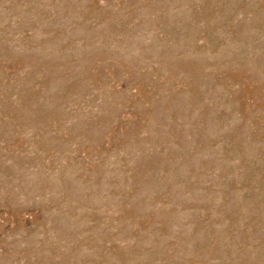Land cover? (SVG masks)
<instances>
[{
	"label": "rangeland",
	"instance_id": "obj_1",
	"mask_svg": "<svg viewBox=\"0 0 264 264\" xmlns=\"http://www.w3.org/2000/svg\"><path fill=\"white\" fill-rule=\"evenodd\" d=\"M0 264H264V0H0Z\"/></svg>",
	"mask_w": 264,
	"mask_h": 264
}]
</instances>
